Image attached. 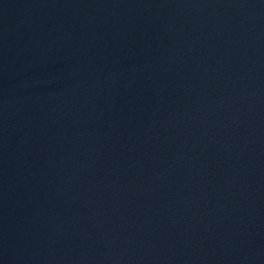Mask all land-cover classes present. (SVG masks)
Here are the masks:
<instances>
[{"label": "water", "instance_id": "1", "mask_svg": "<svg viewBox=\"0 0 264 264\" xmlns=\"http://www.w3.org/2000/svg\"><path fill=\"white\" fill-rule=\"evenodd\" d=\"M0 264H264V0H0Z\"/></svg>", "mask_w": 264, "mask_h": 264}]
</instances>
